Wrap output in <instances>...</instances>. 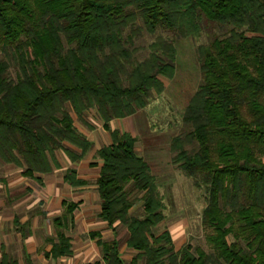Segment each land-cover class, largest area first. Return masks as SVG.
<instances>
[{
    "label": "trees",
    "instance_id": "16d2710c",
    "mask_svg": "<svg viewBox=\"0 0 264 264\" xmlns=\"http://www.w3.org/2000/svg\"><path fill=\"white\" fill-rule=\"evenodd\" d=\"M206 24L232 28L198 45L202 82L182 116L189 130L170 147L174 166L204 189L209 251L176 249L169 230L155 232L165 219L157 177L137 138L109 127L175 76V39L158 32L197 37ZM145 33L156 36L139 58ZM90 109L112 139L97 151L100 217L115 232L98 240L106 264H126L118 225L137 250L130 264H264V0H0V159L29 175L57 167L58 149L82 159L92 142L73 114L85 121ZM65 179L82 183L74 168ZM75 207L56 219L53 257L72 251L62 228ZM0 264L18 263L4 255Z\"/></svg>",
    "mask_w": 264,
    "mask_h": 264
},
{
    "label": "crops",
    "instance_id": "0c3cea01",
    "mask_svg": "<svg viewBox=\"0 0 264 264\" xmlns=\"http://www.w3.org/2000/svg\"><path fill=\"white\" fill-rule=\"evenodd\" d=\"M141 110L131 118H114L109 127L133 136H136L134 131L137 128L145 133L147 117ZM73 117L77 129L92 142L91 150L82 159L73 161L63 149H58V166H53L49 173L33 175L25 173L26 167L0 163L4 172L0 178V262L5 255L9 261L18 264H106L98 240L111 241L115 232L100 217L101 201L96 182L101 159L97 151L111 143V134L104 122L88 111L85 121L75 114ZM146 143L137 140L136 151L151 169L170 165L171 157L167 149L151 148ZM71 168L76 170L77 178L82 181L80 185H72L65 179L67 169ZM71 204L76 205L73 218L68 214V225L62 230L71 238L72 251L53 257L51 249L53 242L58 241L59 233L56 219L67 215ZM120 227L117 226L120 257L131 262L137 250L128 247V233L120 240L124 233V230L119 231ZM170 233L176 249H179L185 237L183 227L170 230Z\"/></svg>",
    "mask_w": 264,
    "mask_h": 264
},
{
    "label": "rangeland",
    "instance_id": "374dc122",
    "mask_svg": "<svg viewBox=\"0 0 264 264\" xmlns=\"http://www.w3.org/2000/svg\"><path fill=\"white\" fill-rule=\"evenodd\" d=\"M231 28V26L206 24L197 37L180 38H175L173 33L170 32L162 30L158 32L175 39L179 54L177 71L173 78H163L165 82L164 91L161 94L153 92L148 99L147 106L142 108L143 111L140 109L147 117L146 132H141L138 128L134 131L138 141H142L143 144L148 142L151 148L167 149L171 157L169 166L164 164L160 169L152 168L161 192L165 196V219L156 227L155 232L158 234L166 229L175 231L183 227L185 233L183 244L190 242L206 251H209L210 248L205 239V229L201 220L202 209L205 206L204 189L199 188L193 178H190L183 170L174 166L170 145L173 136L189 130V126L183 122L182 116L191 96L202 82L197 56L198 45L207 43L215 36L229 34ZM155 36L145 33L142 38L137 40L136 46L140 48L137 55L139 58L147 56L149 52L148 45ZM88 112L93 117H98L94 110L90 109ZM131 117L132 115H130ZM89 123L93 124L92 121H89ZM146 135H149V137H145ZM0 163L10 164L3 162L1 159ZM3 174V170L0 169V178ZM132 210L134 214L138 215L142 212L139 203ZM120 230H124V233L120 236V240H122L128 232L123 225H121ZM230 240H232V237ZM124 262L130 264L128 261ZM138 264H144V262L139 261Z\"/></svg>",
    "mask_w": 264,
    "mask_h": 264
}]
</instances>
